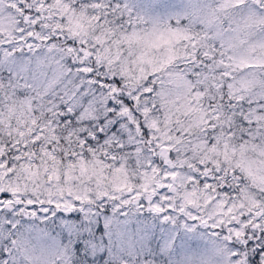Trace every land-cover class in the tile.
<instances>
[{
	"label": "snow or ice",
	"instance_id": "obj_1",
	"mask_svg": "<svg viewBox=\"0 0 264 264\" xmlns=\"http://www.w3.org/2000/svg\"><path fill=\"white\" fill-rule=\"evenodd\" d=\"M0 264H264V0H0Z\"/></svg>",
	"mask_w": 264,
	"mask_h": 264
}]
</instances>
